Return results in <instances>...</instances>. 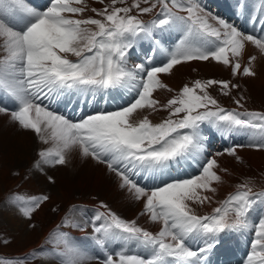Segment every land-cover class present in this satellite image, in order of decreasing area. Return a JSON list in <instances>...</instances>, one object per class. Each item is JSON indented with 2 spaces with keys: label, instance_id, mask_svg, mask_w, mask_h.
Wrapping results in <instances>:
<instances>
[{
  "label": "snow or ice",
  "instance_id": "6c2138e0",
  "mask_svg": "<svg viewBox=\"0 0 264 264\" xmlns=\"http://www.w3.org/2000/svg\"><path fill=\"white\" fill-rule=\"evenodd\" d=\"M96 2L103 6L90 9L95 17L77 18L88 10L85 0H47L42 5L0 0V90L11 102L0 101V113L9 115L21 130H31L40 142H52V147L37 151L29 171L54 184L45 166H66L69 154L78 152L82 159L104 165L120 190L143 201L140 215L162 227L149 231L100 201L92 217L75 220L65 215L45 244L11 256L0 254V264H28L45 256L61 264H212L216 250L231 243L224 237L250 227L254 238L243 264H264V216L250 219L264 203V191L254 193L242 183L211 214L197 215L191 207L212 203L203 193H215L213 183L222 180L215 170L217 156L226 153L243 163L237 148L264 151V111H239L244 108L243 95L234 99L237 109H226L211 93L218 86L220 95L231 96L240 89L232 78H257V55L249 53L243 65L241 59L249 45L264 54V0L248 15L251 31L210 12L204 0ZM246 9L247 0H236L237 17ZM154 11L155 19H141ZM165 26L182 34L174 45L164 46L156 38L154 30ZM139 39L148 41L150 48L139 62L131 63L129 53ZM159 51L165 59L157 65L154 54ZM193 61L223 66L230 78L185 83L163 104L154 98L157 89L168 88L162 74L171 75L177 66ZM113 92L127 93L130 99L110 109L106 97ZM61 101L70 108H92L70 117L52 107ZM74 110L81 112L79 107ZM143 110H163L167 118L153 124ZM206 122L225 138L243 131L249 143L201 159ZM188 166L198 168L197 174L173 175ZM49 199L46 194L14 195L9 203L31 220ZM89 226L92 233L79 240L63 230L86 231ZM10 242L0 240L4 246Z\"/></svg>",
  "mask_w": 264,
  "mask_h": 264
},
{
  "label": "rangeland",
  "instance_id": "374dc122",
  "mask_svg": "<svg viewBox=\"0 0 264 264\" xmlns=\"http://www.w3.org/2000/svg\"><path fill=\"white\" fill-rule=\"evenodd\" d=\"M208 1L209 0H206V3H208ZM132 2L133 0H127L128 4H131ZM221 2L223 4H227V3L231 5L234 4L233 0H221ZM104 3L107 4L108 0H104ZM258 3H260V0H247V6L250 8H254ZM85 4L88 5L92 4L93 5L92 8L93 7L100 8L103 6L100 3H97L96 0L93 1L86 0ZM118 6H123V5H118ZM87 9H89L88 6ZM256 9L257 8H254L250 12H248V9H246L245 14L248 16L253 12V10ZM87 11L88 10H86V12ZM155 14L156 11H154L153 13L145 14L141 16V19L145 21L149 19L148 21H150L156 18ZM219 14L223 17L221 11H219ZM164 28H168V27L166 26ZM171 30L172 29L168 28L166 32L169 33V31ZM171 33L172 34H168V36L170 38L176 39L175 30H172ZM156 38L158 37L156 36ZM162 54L165 55L164 52H162ZM71 57L72 56H69L70 59H72ZM130 58H132L130 60L131 63L138 62V60H133V58L135 57H130ZM229 78H230V72L227 68H224L222 70L219 69L213 72L196 70L190 75V77H187V81L185 83L191 84V82L196 79L205 80V79H229ZM232 79L234 83H238L240 85V89L239 91L233 90L231 96L220 95L218 86H214L211 89L212 95H214L219 100L220 105L226 109H237V105L234 103V99L239 98L240 95H243L245 97V100L242 101V103L244 104V108L238 109L239 111H244L245 109L264 111V76L259 75L255 81L254 79L241 78L239 76ZM259 79L260 81L258 83ZM169 87L173 89V91H171L170 95L168 96H166L165 94L163 95L162 97L163 103L164 102L166 103L168 99H171L174 95H176L179 92V90L183 87V85L176 88L172 87L171 85H169ZM165 96L166 99H164ZM113 97L114 96L112 95V98ZM114 102H117V99H115ZM61 103H64V101H61ZM111 108H115V105L112 106ZM164 118H167L166 111H163V114H161L158 117L159 120L153 122V124L161 122V120ZM210 128L213 127L208 123L207 127H205L206 130H204L207 139L208 140L218 139L217 137L219 136V132L218 131L214 132ZM0 130L2 131L0 133V137H1L0 138V240L9 239L11 241L6 246L0 244V254H7L11 256L29 250L31 251L35 247H37L39 240H41L44 237L46 231L49 230V234L45 237V241L43 243L45 244L51 233L56 230V226L62 223V218L65 215H67L70 219H75V220H79V219L83 220L86 217H92L96 209L99 207L100 201H104L114 211H116L112 207L111 202L104 200V197L100 195V192H95L93 190H90V188L85 189L83 186L77 185L78 184L77 180L75 178H72L75 176V173L73 172L75 164H83V159L80 156L75 154H70L68 156L69 162L66 166H57L53 168H48L47 166H45L48 175L53 176L55 178L54 184L49 183L45 178V176L39 174L38 172L29 171V170L33 164V161L37 159V155H36L37 151L52 146H47L46 144L40 142L37 135H35L31 130H21L18 127L17 123L12 122L10 120V116L9 119L0 120ZM31 133H32L31 140L27 141V143L24 144L23 147L22 144L17 143L18 137L19 139L26 137V135H29L30 137ZM20 141L22 142V140ZM247 144H242V145H247ZM208 145L211 147L213 146V143L209 142ZM216 146H219L218 148L223 147L220 145H215V147ZM229 147H233V146L230 145ZM226 148L224 147V150L211 148L206 155L209 156L213 154L214 151L215 152H218L220 150L225 151ZM242 148H248V147L245 146ZM239 156L243 158V163L241 162L239 163V161H237L234 158L233 162L231 163L232 164L231 167L229 168L220 167V169L222 170L227 169L229 171L231 170V168H235L236 170L234 174L230 175L231 176L230 180L232 182V183L230 182V184H232V186L235 187H233L230 190L229 194L235 193L238 190V185L242 183H247L254 193L264 191V164L254 162L253 159L255 158L253 153L251 154L249 152H241ZM184 172L186 175L184 176L185 178L187 176L197 174V172L189 170V171H183L180 174V176L184 175ZM26 176L27 178H25ZM69 179L72 180L71 183H69ZM74 187L77 189H74ZM12 192L14 195H16L15 193L17 192L18 193L17 195H23L25 197L32 195L46 194L50 197V199L47 202L42 203L41 207L38 210H36L35 213L33 214L31 220L25 218L27 220L25 222L22 219L8 221V220H4L3 206L5 205L8 206V202L11 199ZM229 194H226L225 197L222 196L220 200L223 201L224 199L227 198ZM191 207L194 213L197 215H206L212 213V211L210 212L204 210V204L203 205L192 204ZM123 211L124 210L116 211V212L119 215H121L122 218H124ZM78 213H79V217L76 219L75 216L78 215ZM252 214L254 215V212ZM253 215H251V217ZM12 222H17V223L19 222V225L16 226V224ZM53 222H56V224L52 226ZM253 222H255V220ZM30 224H35L36 227L29 228ZM63 230L69 231L72 237L76 238L75 234L77 232L75 231V229L65 228ZM83 232L85 236L90 235L92 233L91 226H89L87 230ZM48 246L49 248H51L50 245ZM137 251H143V250L139 249ZM43 260H45L44 257L38 258L36 260H30L28 264H44ZM56 260L61 264L60 260L58 259Z\"/></svg>",
  "mask_w": 264,
  "mask_h": 264
},
{
  "label": "bare ground",
  "instance_id": "6f19581e",
  "mask_svg": "<svg viewBox=\"0 0 264 264\" xmlns=\"http://www.w3.org/2000/svg\"><path fill=\"white\" fill-rule=\"evenodd\" d=\"M30 1L33 4L37 3V0H30ZM222 2H221V0L220 1H217V0L212 1V4L215 3L216 6H215V8L213 7V9L208 8V10L214 14H217V11H221L223 17L225 16L229 19H233L234 17H236L234 20V23H236L238 26H240L242 28L246 27L249 31L252 30L253 25L248 22V17L246 16V14H244L240 17H237L234 14L235 13V4H236L235 0H234V4H232V5L229 3L223 4ZM86 5L89 8L88 11L86 13H84L82 17H77V18H87L89 16H95V14L90 11V9L92 8L93 5L92 4L91 5L86 4ZM258 6H259V3L254 8H258ZM207 7H208V5H207ZM254 8H250L247 6L248 12H250ZM218 15H220L219 12H218ZM258 27L259 26H257V28ZM167 29L168 28L156 29L154 31V33L158 37L157 39H169L170 37L168 36V34H172L171 33L172 30L169 31V33H167L166 32ZM0 45H2V38H0ZM149 48H150V44L148 41L143 40V39H139L137 41V47L134 48L129 53V55H135L136 56L135 59L138 60V62H139L140 58H141V53L148 52ZM249 53L257 55V61L255 62V68L258 72V76L259 75L264 76V54L259 53V51L255 50L251 45H249L247 47V50L244 54V57L241 59L242 65L244 63H246L247 56ZM0 55H3L2 48H0ZM164 57H165V55L162 54V51L156 52L154 54L155 63L158 65L162 60H164ZM71 58L76 59L73 56ZM130 60H131V58H130ZM224 68L225 67L220 66L214 62L193 61V62L184 63L181 66H177L174 69L173 74H171V75L162 74L161 79H162V82L168 86V88H170L169 85L176 88V87H180V86L184 85L185 82L187 81V77H190V75L193 72H195L196 70L197 71L199 70V71L213 72V71H217L219 69L222 70ZM256 79L257 78H255L254 81ZM259 81H260V79L258 80V83H259ZM168 88L157 89L153 94L154 98L158 99L163 104V98H162L163 95L164 94L166 96L170 95V91H168ZM163 92H165V93H163ZM160 93H161V95H160ZM112 95L114 96L115 99H117V102H114L115 100L114 101L111 100ZM122 95H123V99H121ZM166 96L164 99H166ZM127 99H130V97L128 96L127 93L122 94V93H118V92H113V93L109 94V96L107 98L108 103L106 106H108L111 109L112 106L115 105V107H117L120 104L124 103ZM0 101H4L6 103L11 104V102L9 100H7L6 96H3L1 94V92H0ZM52 107L58 108L61 112H64L65 114H67L68 111H70L76 107H79L81 109V112L77 113V114H82L83 112H87V111L91 110V109L87 108L86 105H74V107H72V108L66 107L65 102L64 103L60 102L59 104L53 103ZM143 112H144V115L148 116L149 120H151L152 123L158 121L159 120L158 117L161 114H163V110H157V111L143 110ZM6 119H9V116L7 114L0 113V120H6ZM207 124L208 123L206 122V124L202 125L204 134H205L204 128L207 127ZM210 129L212 131L216 132V130L214 128H210ZM1 130H0V133L2 132ZM31 137H32V133H31L30 137H29V135H26V137L21 138V139H19V137H18L17 143L22 144V147H23L24 144L27 143V141L31 140ZM217 138H219L220 142L217 143L216 145H220L223 147L222 148H218L219 146L215 147V144H213V146L210 147L208 144H209V142H212V141L207 139L206 152H204L202 154L201 159H203V156H207L206 154L209 152V150L211 148L224 150V147L228 148L230 145L236 146V145H242V144L249 143V137L243 131H234L231 134H227V138H225L224 134L219 133V136ZM20 140H22V142ZM46 145L47 146H53L51 141ZM223 150H220L218 152L214 151V153L211 155H215L217 153L225 152ZM237 152H238V155L241 152H249L251 154L253 153L254 158H255V159H253V161L256 163L264 164V151H258V150H254L251 148H237ZM70 154H75V155L80 156V154L78 152H72ZM17 156H19V155H17ZM251 157H252V155H251ZM216 158L219 162V167L215 170L218 172L219 175H221L222 180L220 182H214L213 183V187H215L217 189V191L215 193H212V192L203 193L204 195L209 196L212 200V203L204 204V210L210 211V212L213 211V209L219 205V203H220L219 201H221L220 200L221 197L222 196L225 197V195L229 194L230 190L233 187H235V186H232V184H230V182H231V180H230L231 176L230 175L234 174V172H236L235 168H231V170H229L228 172H225L224 170L220 169V167H222V168L223 167H227V168L231 167L232 166L231 163L233 162V159L235 157L230 156V155L225 153L224 155L217 156ZM244 160H245V158H244ZM261 160H263V161H261ZM237 165H238V163H237ZM189 170L194 171V172H198V168H194L191 166L186 167L184 171H189ZM73 172L75 173V176L72 178H75L77 180V183H78L77 185L83 186L85 189L90 188V190H93L95 192H100V195L102 197H104V200L111 202L112 207L116 211L124 210L123 211L124 218L129 219V220L136 219L139 226H142V227L148 229L149 231H153V232L158 231L159 228L162 227V224L160 222H152V221H150V219L147 216L140 215L141 208H143V201L142 200L137 201L133 197V195L130 192H128V190H126V189L120 190L117 187L116 182H114V177L110 176L106 173V169H105L104 165L97 164L90 158L89 159H83V164H75ZM181 173L182 172L173 173V175H180ZM68 175H71V174H68ZM181 176H183V177L186 176L185 172H184V175H181ZM71 182H72V180L69 179V183H71ZM74 189H77V188L74 187ZM218 198H219V200H218ZM3 208H4L3 209L4 220L11 221V220H18V219L21 220L22 219L24 222L27 221L25 218H23L21 215H19L18 205L11 204L8 202V206L5 205V206H3ZM257 216H264V204L263 203L258 204L257 208L254 211V215L252 217H250V219L252 221H254ZM82 218H84V217H82ZM12 223L16 224V226L19 225V222L18 223L12 222ZM55 224H56V222H53L52 226ZM12 226H13V224H12ZM75 231L77 232L76 236H75L76 239L79 240V239L83 238V236H85L83 231L76 230V229H75ZM253 233H254V231H253L252 227H250L248 229L243 230L242 232L237 230L235 233H230L228 236L224 237V239L226 241L231 240V243L228 244L227 249H225L224 247H220L216 250V252L212 256V264H243V261L247 258L248 252L251 250L250 249L251 241L254 238ZM48 234H49V230L46 231L44 237L41 240H39L37 247H35L34 249L43 245V243L45 241V237ZM47 247L49 248L48 244H47ZM141 252H143V251H141ZM44 259H45V260H43L44 264H60L56 259H54L50 256H45ZM92 264H95V262L93 261Z\"/></svg>",
  "mask_w": 264,
  "mask_h": 264
}]
</instances>
